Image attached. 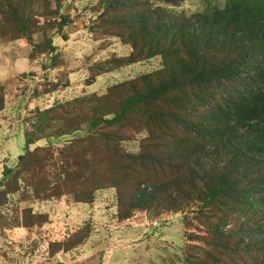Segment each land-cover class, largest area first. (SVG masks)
Segmentation results:
<instances>
[{"label":"trees","instance_id":"obj_1","mask_svg":"<svg viewBox=\"0 0 264 264\" xmlns=\"http://www.w3.org/2000/svg\"><path fill=\"white\" fill-rule=\"evenodd\" d=\"M201 1L203 9L187 16L175 11L177 0H99L86 30L115 38L130 52L89 67L92 79L154 58L160 67L100 94L61 100L58 94L70 86L66 73L55 84L47 80L65 66L47 33L53 28L68 39L60 0L50 12V0H0V40L25 41L28 60L44 72L37 85L50 87L31 96L55 95L28 117L24 151L1 172L0 232L41 234L50 221L34 211L35 202L70 196L91 205L95 193L112 189L120 223L140 214L155 221L182 213L188 264H264V0ZM31 13L55 20L42 28ZM43 55L47 63L39 62ZM33 74L18 80L30 84ZM77 133L84 134L53 146ZM136 136L137 151H127L123 143ZM236 211L262 219L245 244L231 239L234 229L219 230ZM242 227V235L251 233ZM91 233L83 224L49 240L48 264H59L55 255H71Z\"/></svg>","mask_w":264,"mask_h":264},{"label":"rangeland","instance_id":"obj_2","mask_svg":"<svg viewBox=\"0 0 264 264\" xmlns=\"http://www.w3.org/2000/svg\"><path fill=\"white\" fill-rule=\"evenodd\" d=\"M53 1L50 0L46 6V11L50 12L55 9ZM98 1L60 0V14L69 18V24L63 29L64 35L68 36L67 40L62 39L61 34H57L53 28H47V33L53 36V42L58 46V52H60V57L65 64L57 73L55 71L48 73L47 80L50 84H55L57 81L53 82L52 79L57 80L58 73L63 71L62 73H66L70 82V86L63 93L58 94L61 100H71L75 96L90 91H98L100 94L108 85L152 72L160 67V60L154 58L105 74L96 80L92 79V73L88 71L89 67L91 69L95 63H101L114 56L124 57L130 52L129 47L121 45L117 39L96 37L95 32L91 33L90 29L86 30L90 26V19L96 15L91 11V8L96 6ZM177 1L180 2V7L176 8L175 11L183 12L187 16L201 11L204 7L201 0ZM31 15L41 23V26H44L42 28L55 20L34 13ZM58 21L59 19H56L55 22ZM37 38V34L33 35L34 41ZM94 38L96 41L93 40ZM2 46L6 49L3 54L4 51L1 48L0 66H4L5 71L0 70V82L20 72H25L27 68L34 72L33 80L42 79L44 73L41 72L37 64L34 62L32 65L27 59L22 58V55H26L25 53L28 51L27 44L26 49L20 47L18 50L14 49V52L8 51V49L14 48L13 44H3ZM7 55L9 57H6ZM46 56H40L41 63L48 62L45 60L47 59ZM38 74L39 76H36ZM45 83H47L46 79ZM46 85L42 88L46 87L47 90L50 87L49 84ZM39 87L42 89L41 86L36 87L31 83L27 86L23 82L19 87L14 88V97H18L19 102L14 104L12 109L4 108L0 112V179L4 166L14 167L17 163V157L24 151L23 131L28 127V123H26L28 117L35 109H43L49 106L55 97V95L32 97L30 92L38 90ZM21 97L22 99H19ZM22 102L26 104L27 109L20 105ZM25 109L29 110L24 112ZM83 134L77 133L73 136L53 140V146L55 148L61 147L67 140L76 136H83ZM139 139L140 136H136L134 141L123 143L124 148L129 152L137 151ZM6 140L8 141L6 142ZM114 193L112 189L95 193L94 202L91 205L77 204L72 202L70 196H64L60 200L50 201V204H46L47 207L34 206L38 212H48L52 219L49 225L43 227V231L46 235L48 234L49 239L47 242L43 241V232L40 236L36 230H33L26 239L15 240L17 244L9 245L5 241L14 240L17 237L16 233H23V231H12L10 234H6V237L0 234V264H6L4 258L9 263L24 261L16 264H48L46 251L49 240L64 239L75 227L83 224L91 226L90 237L71 255H67L69 260L60 256L58 259L61 264H188L186 262L187 250L185 252L188 244L182 238L185 229L182 213L163 215L155 221H150L140 214L127 222L120 223L115 218L116 200ZM231 217L232 221L221 226L219 230L228 233L234 229L231 230L234 231L231 239L238 236L235 240L240 239L244 244L249 240L252 241V230L255 224L262 221L261 217L254 216L252 220V212L248 213L247 211L243 213L236 211ZM236 218L240 220H236ZM0 222L2 223L1 220ZM241 224H243V229H248L251 233L242 235L238 231ZM193 226H197V223L194 222ZM261 237L264 236L261 235ZM13 250L16 253H13Z\"/></svg>","mask_w":264,"mask_h":264},{"label":"crops","instance_id":"obj_3","mask_svg":"<svg viewBox=\"0 0 264 264\" xmlns=\"http://www.w3.org/2000/svg\"><path fill=\"white\" fill-rule=\"evenodd\" d=\"M23 43H26L25 41H13V42H8V43H4V42H2L1 40H0V51H1V48H2V50L4 51V52H2L3 54L5 53V49L6 48H4L2 45L4 44H13V46H14V48L13 49H8V51L10 52H14V49H19L20 47H21V49H23V48H25L26 49V44H24L23 45ZM25 46V47H24ZM28 46V45H27ZM29 51H30V49H29V46H28V51H27V53H25L26 55H22V58H25V59H27L28 60V54H29ZM8 52V53H9ZM9 55V54H8ZM6 56V57H9V56ZM40 61L39 62H41V59H39ZM15 61V60H14ZM29 61V60H28ZM30 62V61H29ZM36 64H37V66H38V62H36V61H34ZM34 62H30L32 65H34ZM39 67V66H38ZM33 68V67H32ZM0 70H3V71H5V68H4V66H0ZM41 70V69H40ZM29 71H31V70H29L28 68H27V70L25 71V72H29ZM25 72H20L19 74H16V75H13V76H11L10 78H6V79H4V80H2L1 82H0V85H2L3 87H4V91H5V107L4 108H8L9 110L10 109H12L13 108V105L14 104H16L17 102H19L18 100H17V98L18 97H14V94H15V90H14V88H17V86L19 87L20 86V84H22L23 82H21V81H19L18 79L20 78V76L23 74V73H25ZM41 72H43L42 70H41ZM40 72V73H41ZM44 73V72H43ZM36 76H39V74L38 75H36ZM34 78V77H33ZM52 80H54L55 82H56V80H55V78H53ZM27 84V83H26ZM31 84H34L36 87H38L39 85H37V83H36V80L35 81H33ZM27 86H29V84H27ZM22 90H24V89H22ZM25 91V90H24ZM19 99H22V97L21 98H19ZM20 105H22V107L24 108H26L27 109V106H26V104L25 103H20ZM24 110V112H26V111H28V110ZM4 110V109H3ZM2 110V111H3ZM1 112V111H0ZM8 140H6V142H7ZM46 204H50V201H48V202H35L33 205H32V207H33V209H34V211H37V210H35L36 208H34V206H38L39 207V205L40 206H46L47 207V205ZM38 212V211H37ZM40 213H46L48 216H49V214H48V212H40ZM51 217L49 216V221H50V223H51ZM50 223H48L47 225H49ZM47 225H45V226H47ZM45 226H43V227H45ZM44 229L42 228L41 229V231L43 232L42 233V236H43V241H45V242H47V237H48V234L46 235V233L43 231ZM8 231V232H7ZM12 231H23V233H16V235H17V237L14 239V240H10V241H8V242H6L5 241V243H7V244H9V245H11L12 243H16L17 244V242L16 241H18V240H22V239H26V237H28L29 235H30V233H32V232H29V231H27V230H25V229H22V228H15V229H12V230H6V231H4V233L3 232H0V234L1 235H3L4 237H6V234H10ZM6 232V233H5ZM39 234V233H38ZM0 235V236H1ZM40 236H41V234H40ZM16 240V241H15ZM59 241V240H58ZM10 242V243H9ZM14 249H17V248H14ZM13 253H16V251H14L13 250ZM67 255L68 254H63V253H59V254H57V255H55L56 257H55V259H56V261L57 262H59V264H61V261L59 260L60 258V256H63V257H65L66 259H68L67 258ZM1 257V256H0ZM59 258V259H58ZM69 260V259H68ZM4 261L6 262V264H16V263H23L24 261H18V262H14V263H9V262H7L6 261V259L4 258ZM52 261V260H51ZM50 261V262H51ZM50 264V263H49Z\"/></svg>","mask_w":264,"mask_h":264},{"label":"built area","instance_id":"obj_4","mask_svg":"<svg viewBox=\"0 0 264 264\" xmlns=\"http://www.w3.org/2000/svg\"><path fill=\"white\" fill-rule=\"evenodd\" d=\"M30 79H34L33 77H30ZM35 81V80H34ZM36 81H38V80H36ZM54 81V80H53ZM33 86H34V84H32ZM39 89H40V87H39ZM32 93H33V91H31L30 92V95H32ZM58 97V96H57Z\"/></svg>","mask_w":264,"mask_h":264}]
</instances>
